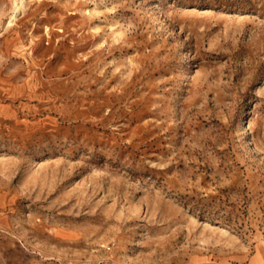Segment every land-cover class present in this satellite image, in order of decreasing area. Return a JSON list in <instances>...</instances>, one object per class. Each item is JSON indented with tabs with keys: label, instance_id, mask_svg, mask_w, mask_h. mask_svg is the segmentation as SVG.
<instances>
[{
	"label": "rangeland",
	"instance_id": "1",
	"mask_svg": "<svg viewBox=\"0 0 264 264\" xmlns=\"http://www.w3.org/2000/svg\"><path fill=\"white\" fill-rule=\"evenodd\" d=\"M0 264H264V0H0Z\"/></svg>",
	"mask_w": 264,
	"mask_h": 264
}]
</instances>
